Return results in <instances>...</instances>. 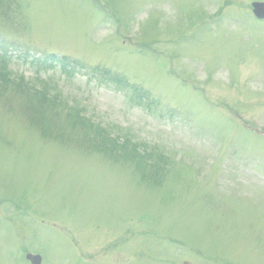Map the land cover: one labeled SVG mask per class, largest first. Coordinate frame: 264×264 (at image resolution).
I'll return each instance as SVG.
<instances>
[{"label":"rangeland","instance_id":"374dc122","mask_svg":"<svg viewBox=\"0 0 264 264\" xmlns=\"http://www.w3.org/2000/svg\"><path fill=\"white\" fill-rule=\"evenodd\" d=\"M259 1L0 0V264H264Z\"/></svg>","mask_w":264,"mask_h":264},{"label":"trees","instance_id":"16d2710c","mask_svg":"<svg viewBox=\"0 0 264 264\" xmlns=\"http://www.w3.org/2000/svg\"><path fill=\"white\" fill-rule=\"evenodd\" d=\"M48 56L49 55L34 56V58H32V67L50 68L51 66L54 67L56 65H59L60 67H62V65H65L67 67V64H65V62H61L58 59L53 60V58H49ZM72 64L73 63L69 64L70 67H72ZM76 66H77V64H76ZM77 68L79 69L78 66H77ZM128 88L131 90L130 96H128V94L126 96L129 99V102H131L132 104H134L137 107H141L142 109L146 108L149 111H155L156 110L155 100L150 97L148 92L143 91V90H137L134 87H132V88L128 87ZM140 96H141V98H143L144 106L140 105V101H139ZM152 108H153V110H152Z\"/></svg>","mask_w":264,"mask_h":264},{"label":"water","instance_id":"95a60500","mask_svg":"<svg viewBox=\"0 0 264 264\" xmlns=\"http://www.w3.org/2000/svg\"><path fill=\"white\" fill-rule=\"evenodd\" d=\"M253 7H254V14L258 18L264 17V12H263V6L262 5L254 4Z\"/></svg>","mask_w":264,"mask_h":264}]
</instances>
